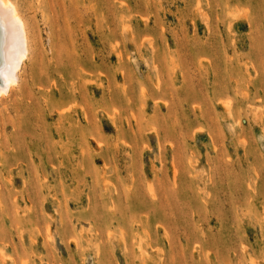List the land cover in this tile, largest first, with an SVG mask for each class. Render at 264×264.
Listing matches in <instances>:
<instances>
[{
	"label": "rangeland",
	"instance_id": "rangeland-1",
	"mask_svg": "<svg viewBox=\"0 0 264 264\" xmlns=\"http://www.w3.org/2000/svg\"><path fill=\"white\" fill-rule=\"evenodd\" d=\"M12 1L0 264H264V0Z\"/></svg>",
	"mask_w": 264,
	"mask_h": 264
},
{
	"label": "bare ground",
	"instance_id": "bare-ground-1",
	"mask_svg": "<svg viewBox=\"0 0 264 264\" xmlns=\"http://www.w3.org/2000/svg\"><path fill=\"white\" fill-rule=\"evenodd\" d=\"M20 11L12 0H0V97L18 85L31 52L29 22Z\"/></svg>",
	"mask_w": 264,
	"mask_h": 264
}]
</instances>
